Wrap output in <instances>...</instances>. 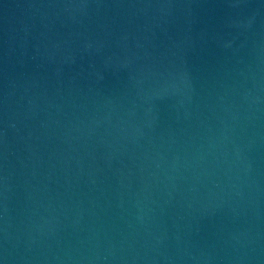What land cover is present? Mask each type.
Here are the masks:
<instances>
[{"label":"water","instance_id":"obj_1","mask_svg":"<svg viewBox=\"0 0 264 264\" xmlns=\"http://www.w3.org/2000/svg\"><path fill=\"white\" fill-rule=\"evenodd\" d=\"M0 264H264V0H0Z\"/></svg>","mask_w":264,"mask_h":264}]
</instances>
